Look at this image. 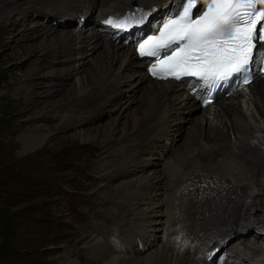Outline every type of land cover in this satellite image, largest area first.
<instances>
[{
  "label": "bare ground",
  "instance_id": "bare-ground-1",
  "mask_svg": "<svg viewBox=\"0 0 264 264\" xmlns=\"http://www.w3.org/2000/svg\"><path fill=\"white\" fill-rule=\"evenodd\" d=\"M33 1L39 7L32 13L47 19L48 30L43 34V29L41 35L47 40L51 38L48 46L38 43L39 51L43 56L51 51L63 59L57 79L40 85L45 101L55 100L52 113L59 119L57 125L62 129L82 128L116 108V116L108 125L100 130L95 128L91 137L82 129L83 137L79 136L101 147L102 170L113 177H129L128 183L116 193L103 192L91 199L92 206L94 201L101 200L114 205L122 214L104 235L93 227L80 230L89 240L85 250L90 256L102 264H220L215 254L213 257L208 254L214 251L211 242L234 236L228 244L233 247L228 250L232 257L224 264L229 260L264 264L263 238L259 244L264 234L261 226L264 205L260 204V210L254 214L248 209L253 207L255 198L264 196V180L258 181L259 177L264 179V77L258 76L244 90L221 94L219 100L203 108L182 86L152 80L132 48L123 45L117 34H109L97 26L103 17L125 12H135L136 16L148 12L149 20L153 21L170 12L181 0ZM16 5L13 2L0 5V21L13 15L18 19L29 15V9ZM143 23L141 20V28L129 37L142 34ZM72 24L78 25L69 29ZM85 24L88 27L83 29L81 25ZM87 49L91 58L85 60ZM72 76L75 80L70 85V94L62 99L66 82ZM130 80L134 81L130 93L134 96L139 92L141 97L131 114L130 127L121 129L116 139L115 126H124L126 118L122 115L128 108L121 106L120 94L127 93ZM18 91L23 92L22 86ZM128 101L133 105V99ZM180 108L190 115L200 112L192 117L197 127H192L193 139L185 148L170 150L165 168L158 174V162L165 157L161 148L170 147L168 143L177 133L173 132L175 123L185 118ZM124 123L129 125V120ZM50 133L49 128L36 126L20 140L28 151L47 142ZM150 163L153 178L148 173L144 175ZM130 168L141 175L129 176ZM163 184L164 191L159 194ZM155 196L159 199L153 202ZM260 213L261 221L255 217ZM257 230L261 231L249 240V233ZM225 245L222 241L216 247ZM149 249L152 251L144 259L143 254ZM66 255L72 258L74 254L70 251ZM70 258L64 256L62 260L67 262L62 264H74Z\"/></svg>",
  "mask_w": 264,
  "mask_h": 264
},
{
  "label": "rangeland",
  "instance_id": "rangeland-1",
  "mask_svg": "<svg viewBox=\"0 0 264 264\" xmlns=\"http://www.w3.org/2000/svg\"><path fill=\"white\" fill-rule=\"evenodd\" d=\"M12 2L29 9V15L24 19L13 15L6 21H0V264H62L67 262L62 260L64 256L70 258L71 255H66L70 251L74 255L69 260L74 264H97L98 261L85 250L89 240L84 238L80 230H91L93 227L104 235V231L111 228L114 219L121 218L122 212L101 200L94 201L95 206H92L91 199L93 195L98 196L103 192L116 193L128 183L129 177H113L110 172L102 170L100 159L104 158L103 150L91 139L87 141L80 137H83L82 129L90 134L87 137H91L95 128L100 130L108 125L116 116V108L82 128L62 129L57 125L59 119L52 113V109L56 107L53 106L55 100L45 101V97L41 95L44 91L41 87L57 79V71L63 66V59L51 51L47 53L48 57L39 51L38 43L48 46L51 38L47 40L41 35L43 29V34L48 30L47 19L32 13L35 7H39L36 2L0 0V5ZM92 18L93 16L90 17ZM77 25L72 24L68 28L75 29ZM81 26L83 29L88 27L87 24ZM52 27L59 30V27ZM62 51L65 52L64 49ZM89 52V49L84 52L88 54L85 60L91 58ZM74 80L75 76H72V80L66 82L62 99L70 94V85ZM41 84L43 85L40 86ZM133 84L134 81L130 80L127 93L120 94L121 106L128 107L122 117L126 118L124 122L129 120V125L122 121V128L121 124L115 126L116 139L120 137L121 129L130 127L131 114L140 101L139 92H135L134 96L130 93L134 88ZM21 86L23 92L18 91ZM132 99L133 105H129L128 100ZM60 100L61 98L56 99ZM185 112V118L175 123V140H170L168 136L170 147L161 148L165 157L158 162V174L165 168V159L170 150H176L179 146L185 148L193 139L191 134L197 123L192 117L200 112L197 110L191 115ZM121 120L123 119H119V122ZM36 126L49 128L51 135L47 142L26 151L20 138ZM153 171L150 163L144 175L148 173L147 176L153 178ZM127 173L133 177L138 171L130 168ZM261 178L258 181L264 180ZM162 188L159 194L164 191ZM156 199L159 196H155L153 202ZM260 204L264 205L262 194L253 200V207L248 206L249 212L254 214L256 210H260ZM261 213L255 216L260 221ZM261 226L264 228L263 220ZM260 231H251L248 239L252 241L253 235ZM262 238L264 239V234L259 239L260 245ZM151 251L152 249L146 251L143 258Z\"/></svg>",
  "mask_w": 264,
  "mask_h": 264
},
{
  "label": "snow or ice",
  "instance_id": "snow-or-ice-1",
  "mask_svg": "<svg viewBox=\"0 0 264 264\" xmlns=\"http://www.w3.org/2000/svg\"><path fill=\"white\" fill-rule=\"evenodd\" d=\"M257 3L210 0L202 13L194 14L197 0H184L181 10L158 30L159 37L149 36L138 45L139 53L156 58L157 65L149 69L153 76L162 71L176 79L200 78L208 90L234 76L249 83L257 42L264 41V10Z\"/></svg>",
  "mask_w": 264,
  "mask_h": 264
}]
</instances>
